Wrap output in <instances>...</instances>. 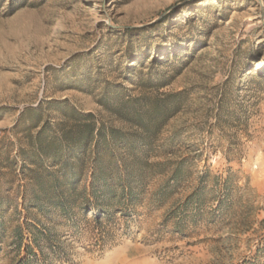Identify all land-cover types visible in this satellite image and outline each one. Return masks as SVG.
I'll return each instance as SVG.
<instances>
[{
	"label": "rangeland",
	"instance_id": "1",
	"mask_svg": "<svg viewBox=\"0 0 264 264\" xmlns=\"http://www.w3.org/2000/svg\"><path fill=\"white\" fill-rule=\"evenodd\" d=\"M130 44L142 54L132 69ZM105 84L171 115L136 201L75 234L60 227L64 257L46 264H264V0H0V154L16 147L20 113L50 100L133 132L100 104ZM3 166L0 201L18 204L27 181ZM10 232L0 264L24 258Z\"/></svg>",
	"mask_w": 264,
	"mask_h": 264
},
{
	"label": "trees",
	"instance_id": "2",
	"mask_svg": "<svg viewBox=\"0 0 264 264\" xmlns=\"http://www.w3.org/2000/svg\"><path fill=\"white\" fill-rule=\"evenodd\" d=\"M141 31L125 32L128 35ZM134 49L130 44L125 54L132 64L128 69L141 60V52ZM81 83L87 85V91L97 89L91 88L93 82L88 78ZM105 85L100 104L119 121L129 124L133 132L98 123L92 113L78 111L66 99L46 101L45 107L41 103L19 115L14 127L20 135L16 147L5 146L0 154V165H4L1 168L6 169L1 175L18 172L28 186L20 203L0 201V234L11 231L10 244L18 255L25 248L24 258L16 264H46L62 259V248L56 242L60 227L73 229L75 234L78 224L89 216L100 225L104 219L111 220V208L114 213L121 212L127 202L137 199L135 186L149 165V151L172 108H164L165 115L155 118L153 115L160 113L157 106L146 100L123 98L117 91L111 96ZM13 152L15 156L11 158ZM179 174L177 167L170 180L177 182ZM205 177H200L201 185H205ZM228 181L226 178L222 183L226 185ZM198 191L182 204L185 211L200 203ZM215 203L219 209L222 198ZM7 209L16 215L14 220H3ZM22 216L24 220L20 222Z\"/></svg>",
	"mask_w": 264,
	"mask_h": 264
}]
</instances>
